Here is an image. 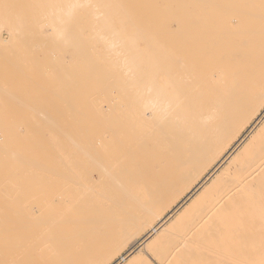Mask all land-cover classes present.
<instances>
[{"label": "bare ground", "instance_id": "6f19581e", "mask_svg": "<svg viewBox=\"0 0 264 264\" xmlns=\"http://www.w3.org/2000/svg\"><path fill=\"white\" fill-rule=\"evenodd\" d=\"M32 10L33 25L6 12L0 29L72 35L89 94L65 134L60 118L33 103L54 121L28 118L29 130L41 133L35 145H55L48 127L72 140L42 166L70 193L7 238L13 262L20 255L24 264H119L125 252L124 264L203 263V243L224 241L233 213L249 208L244 199L264 196V0H68ZM11 138L0 136V146Z\"/></svg>", "mask_w": 264, "mask_h": 264}, {"label": "rangeland", "instance_id": "374dc122", "mask_svg": "<svg viewBox=\"0 0 264 264\" xmlns=\"http://www.w3.org/2000/svg\"><path fill=\"white\" fill-rule=\"evenodd\" d=\"M2 1H4L3 4H1ZM34 1L35 2H33V0H1L0 15L5 14L6 12L8 14H12L14 12L21 15L22 13H20L21 10H19V5L24 4L26 6V9L22 11L24 14H22L23 16L21 17H25V19L28 18L27 25H33L29 23V19H31L32 17L30 13H33V6L40 5L49 8L53 4L55 5L57 3L64 5L68 0ZM5 2L7 6L5 5ZM142 7L146 8L145 5ZM4 9H6V12H3L5 11ZM26 12H28V15L26 14ZM8 25L9 23H5V26L0 29V88L3 87L1 89L2 91L5 90L4 88L6 87L7 91L5 90V92H3L6 95L8 91H13L12 93L9 92V95L7 96L0 93V130L4 131H0V136L4 141V137H6L7 132L10 131L12 133V138L10 139V141L0 146V205H2L0 206V257H3L2 259H0V264H24L23 258L25 256L22 257V262V259L21 257H19L20 255L18 256V254V259L15 258V263L13 262V259L8 254V248L6 247L5 243L7 241V238L11 237L12 233L14 234V232H17V230L24 226L25 219H27V217L31 215V213H45L51 209V206L53 204L61 205L64 204L62 203L63 201H67V194L70 193V191L68 190L69 187H66V181H64V179H56V177L52 178L51 180L47 179L45 169L42 168V166L43 163L48 159L53 160V162L58 161L59 155L55 152L54 147H57L60 150V147L65 146L66 142H69L71 140L70 137V140H68V138H65L64 134L65 132L71 133L72 130L76 128L78 117L82 114H85V112H82L80 109L82 106L88 103L87 101L89 88L87 85L79 83V70L82 69H80V67H77L79 56L75 52V50H72L75 49V46L71 44V41L74 40V37H72V35L68 36L67 38H63L64 41L60 40V38H57L51 30H47L49 33L44 32L45 35L43 33H40V36L38 35L37 37L36 34L39 33H36V31L17 33L14 35V33L8 32ZM168 25L169 24L162 25V31L159 30L161 31V34L163 32L162 35L164 36L165 34L168 35L170 33ZM46 28L48 27H45V29ZM6 35L10 36L7 37ZM32 38H34L36 41H39L40 45L41 43L45 42L42 45V47H46L42 49L43 51H45V53H42L41 50H39L41 48H39L40 45L38 42L37 46L39 47H34L36 46V41H34ZM10 39L13 41H10ZM17 41L20 42L18 43ZM27 45H29L30 47ZM52 53H54L55 56H53L54 54ZM47 55H49L50 57ZM51 56L53 57L51 58ZM54 57L55 59H53ZM52 59L53 61H51ZM62 59L64 61H62ZM54 61H56V64ZM37 64L39 66H35ZM55 65L56 67H58L57 69L60 76L63 77L60 78V80L59 75L57 74V70H55ZM44 71L46 72V74H48L46 75ZM19 72L22 73L20 74ZM65 73L66 75L69 74L71 78L68 75L67 79V76H64ZM9 74L11 77L9 76ZM65 78L67 80H65ZM15 92L19 95L18 97L16 95L13 96V93L15 94ZM11 94L12 96H10ZM15 97H17L16 99L19 98L20 101L15 100ZM67 101L70 102L69 104L71 105L72 111L70 110V107H67V105H69ZM21 102H26L25 106L24 103ZM34 102L37 104V106L41 105L40 107H42L43 105V107H45V110L50 113V117L60 118L58 128H61V130H63V132L59 130L60 133H64L63 135L59 134L58 131H56L58 130V128L55 127L56 129L54 128V130L50 129V127L47 126L49 130L57 133L58 138L57 141L54 142L55 145L42 144L37 146L34 143L36 142L34 141L35 137L41 133L39 131L29 130V128L27 127L28 118L37 116L36 114H41V116L44 117V113L46 112H41L44 108H40V110L37 109L39 107L36 108V106L33 104ZM28 105L30 106L29 108L27 107ZM33 109H37L38 112L36 110V112H34ZM56 110L58 111V113ZM69 113H71L74 118ZM49 116L47 115L45 118H40V116L37 117L42 120L48 119V121L53 124L54 121L51 122L52 118H50L49 120ZM46 125L48 124L46 123ZM16 131H21V134ZM33 132L36 133H34V135L32 136ZM246 132L247 131L245 130L243 134H246ZM1 133H4V135H1ZM232 146H234V144H232ZM7 150L14 151L15 154L17 151V154H9ZM4 151H6V153ZM19 153L21 156L23 154L25 155L23 157L24 159L26 158L25 161L22 157H19L20 155L18 156ZM8 154L11 155V158ZM21 159L23 161H21ZM28 159L32 160L34 164L32 163V161H28ZM64 196L65 199L62 198ZM244 202L249 204V208L233 213V225L231 227L223 229L220 233L224 241H221V243L218 244L203 243V263L201 264H264V196L253 195L244 199ZM176 208L177 207H175L174 209ZM139 242L140 241H138L132 247V249H134V253L136 254L138 252L137 247L139 245ZM24 252L23 255L25 254ZM124 254L125 252L116 256L114 262L120 261L119 264H124L125 261L121 259V256ZM140 254L141 256H144V253ZM32 256L34 257V255H31L30 257ZM28 259L30 261V258ZM28 259L25 258V260ZM152 262L153 264H159L155 260H152ZM26 264H28V262Z\"/></svg>", "mask_w": 264, "mask_h": 264}]
</instances>
